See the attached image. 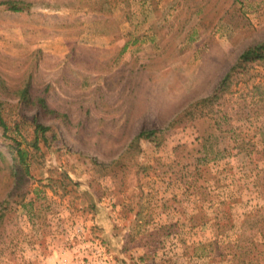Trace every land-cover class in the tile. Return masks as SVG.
<instances>
[{"label": "rangeland", "instance_id": "1", "mask_svg": "<svg viewBox=\"0 0 264 264\" xmlns=\"http://www.w3.org/2000/svg\"><path fill=\"white\" fill-rule=\"evenodd\" d=\"M6 1L0 264H264V0Z\"/></svg>", "mask_w": 264, "mask_h": 264}, {"label": "trees", "instance_id": "2", "mask_svg": "<svg viewBox=\"0 0 264 264\" xmlns=\"http://www.w3.org/2000/svg\"><path fill=\"white\" fill-rule=\"evenodd\" d=\"M5 4L8 5V7L11 10L14 11H20L22 10V7L20 5H18L17 2L14 1H6L4 2ZM252 63H264V39L254 45L248 46L247 48H245L239 55L238 60L236 61V63L232 66L231 70L224 76V78L222 79V84L227 82V79L229 78L232 70L234 69H238V68H243L246 67L248 64H252ZM259 87V85H255V88ZM0 88L3 91H6V86L4 85V82L2 81V79L0 78ZM18 97L21 100H25V101H29V96L27 95V88L23 87L19 92H18ZM43 102V101H41ZM0 114H1V109H0ZM1 122V126H3V128L5 127V124L3 123V121ZM48 129L47 126H44L41 123H38L36 121H34V132L36 134L35 140H34V147L36 148L37 146V142L39 141L41 136H44V132ZM152 133H154V129H150L146 132H140L138 134V136H149ZM240 146L243 148L244 144L240 143ZM11 153H13L14 159L17 163H24L25 162V155L24 152L19 149L18 147H16L14 150L12 149Z\"/></svg>", "mask_w": 264, "mask_h": 264}]
</instances>
